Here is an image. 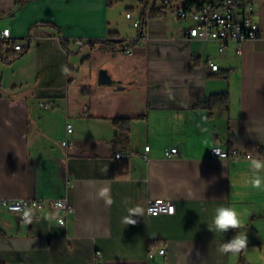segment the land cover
I'll return each mask as SVG.
<instances>
[{
	"label": "crops",
	"instance_id": "0c3cea01",
	"mask_svg": "<svg viewBox=\"0 0 264 264\" xmlns=\"http://www.w3.org/2000/svg\"><path fill=\"white\" fill-rule=\"evenodd\" d=\"M123 9L128 18L142 2L0 0V29L26 38V52L11 62L0 42L11 79L6 86L0 74V196L68 195L74 204L66 224L47 203L28 218L0 207V264H95L97 249L98 264H264V189L241 185L250 158L210 152L225 143L264 160V40H231L220 51L218 41L187 37L184 22L149 9L139 37L142 28L126 30ZM254 11L264 27V0ZM111 31L125 44L135 40L133 53L104 42ZM96 58L115 83L84 72ZM226 91V107L198 104ZM117 117L128 119V151ZM170 146L179 154L166 157ZM103 188L111 205L98 196ZM150 198L173 200L175 212L149 214ZM136 206L144 210L137 223H123ZM220 207L247 210L243 227L216 231ZM239 231L248 249L221 254L219 245Z\"/></svg>",
	"mask_w": 264,
	"mask_h": 264
},
{
	"label": "built area",
	"instance_id": "2783aa9c",
	"mask_svg": "<svg viewBox=\"0 0 264 264\" xmlns=\"http://www.w3.org/2000/svg\"><path fill=\"white\" fill-rule=\"evenodd\" d=\"M261 0H147L148 9L156 10L162 14L172 15L184 22V34L187 37L200 39H212L219 43V50L222 51L229 41L242 42L245 40H264V28L255 17L254 8ZM150 7V8H149ZM126 16L131 18L134 26L142 28V19L133 17L132 12H127ZM143 34L145 33L142 28ZM77 43L82 46L84 41L77 39ZM0 42L10 49L20 52L24 49L26 38H14L10 27L0 29ZM129 54L133 53V47L129 45L125 49ZM209 66L212 70L219 69V63L209 59ZM67 132L73 131V124L68 122ZM62 144L67 148H73V142L66 138ZM150 145L145 149L149 150ZM211 155L225 159L230 158H253V154L241 150L236 146H229L225 143H217L211 147ZM179 154L178 146H170L165 149L166 157H174ZM117 157L126 156L124 153H117ZM147 157V156H146ZM46 203L53 209L61 212L58 222L66 224L67 217L74 211V204L68 195L46 200L42 197H20L11 198L0 196V207L19 214L23 218H28L34 209L42 208ZM176 210L175 202L168 198H150L147 203V212L151 215L161 213L172 214ZM27 214V215H26ZM161 254H165L164 247L159 249ZM154 254L153 250L149 255ZM95 264L102 256V251L97 249L94 253Z\"/></svg>",
	"mask_w": 264,
	"mask_h": 264
},
{
	"label": "clouds",
	"instance_id": "9594fccd",
	"mask_svg": "<svg viewBox=\"0 0 264 264\" xmlns=\"http://www.w3.org/2000/svg\"><path fill=\"white\" fill-rule=\"evenodd\" d=\"M67 72V69H64ZM251 175H245L241 178L242 187L251 186L254 189H264V160L250 158ZM98 196L105 200L107 205L113 203L109 196V190L103 188L99 191ZM143 209L140 206L128 209V215L123 218V223L127 225H135L137 220L133 216H142ZM247 210L244 212L237 211L234 207H220L216 210V215L213 221V226L216 231L226 233L230 229H241L243 227L242 217L247 215ZM27 215V214H26ZM213 226H209L212 231ZM248 236L246 232L239 231L230 241L220 244L218 251L221 254H239L248 249Z\"/></svg>",
	"mask_w": 264,
	"mask_h": 264
},
{
	"label": "trees",
	"instance_id": "16d2710c",
	"mask_svg": "<svg viewBox=\"0 0 264 264\" xmlns=\"http://www.w3.org/2000/svg\"><path fill=\"white\" fill-rule=\"evenodd\" d=\"M109 1L112 3L114 0H109ZM141 2L143 6V9H142V19H143L142 25H143L147 17L148 3H147V0H141ZM158 14H159L158 11L153 10L151 12L152 16H155ZM138 35L139 37L143 35L142 29L139 30ZM109 36L110 37L104 40V42L109 43L111 46H116V48L123 49V50H125L130 44H134L135 42V40H132L128 44H125L126 40L121 38L117 31H111ZM8 51H9L8 55L6 58L4 57V59L5 61H9V62L15 60L16 58L20 57L22 54L26 52V50L23 52H16L12 49H9ZM229 102H230V96H229V93L226 91V92L214 93L207 99L199 101L198 104L210 110H214L216 108L228 106ZM127 121L128 119L126 117L116 118V123H117V126L120 128V133H121L119 142L122 145L123 150L125 151H128L129 130H130V127ZM262 152H263V149H261V153Z\"/></svg>",
	"mask_w": 264,
	"mask_h": 264
},
{
	"label": "rangeland",
	"instance_id": "374dc122",
	"mask_svg": "<svg viewBox=\"0 0 264 264\" xmlns=\"http://www.w3.org/2000/svg\"><path fill=\"white\" fill-rule=\"evenodd\" d=\"M141 11H142V9L140 11L138 9H135V12H133V15H134V17L136 19H140L139 17L141 15ZM120 17H121V15H120ZM122 17H123L124 24H125V27H126V30L128 31V33L135 32V34H136L137 33V30H139V29H138V27H135L133 25L131 19H128V18L125 17V9L122 10ZM130 45L132 46L133 44H130ZM4 48L6 49L7 48V45H5ZM85 53H86V51H85ZM20 57L16 58V60H18ZM99 60H100L99 58H96L95 60H88V59H86V61L84 63L85 65L83 66L84 67V72H86L87 74H89V73L90 74L92 73L94 75L97 74V77H96V80L97 81H98V78H99V72H100V70L105 69L107 71V67H104V66H100V69H98V70L96 69V67H95L96 65H99V64L101 65V64H103V62H105V61H99ZM111 66L112 65H110V67ZM110 67L108 66V68H110ZM6 68H7V66L5 65V63H3L2 60L0 59V74H1V78L2 79L4 78L1 81V83L7 86L8 83H9V81L11 79H9V75H7L8 68H7V70H6ZM107 73L110 76H111L112 73L115 74L114 72L110 73V71H107ZM114 76H116V75H113L111 77V79H113V80H112V82L108 83L109 85L112 84V83H115V81H116L115 78L116 77H114ZM1 78H0V80H1ZM108 84H102V85H108Z\"/></svg>",
	"mask_w": 264,
	"mask_h": 264
},
{
	"label": "water",
	"instance_id": "95a60500",
	"mask_svg": "<svg viewBox=\"0 0 264 264\" xmlns=\"http://www.w3.org/2000/svg\"><path fill=\"white\" fill-rule=\"evenodd\" d=\"M111 80V76L107 73L105 69L100 70L98 78L99 83L105 84L110 82Z\"/></svg>",
	"mask_w": 264,
	"mask_h": 264
},
{
	"label": "bare ground",
	"instance_id": "6f19581e",
	"mask_svg": "<svg viewBox=\"0 0 264 264\" xmlns=\"http://www.w3.org/2000/svg\"><path fill=\"white\" fill-rule=\"evenodd\" d=\"M264 28V27H263Z\"/></svg>",
	"mask_w": 264,
	"mask_h": 264
}]
</instances>
